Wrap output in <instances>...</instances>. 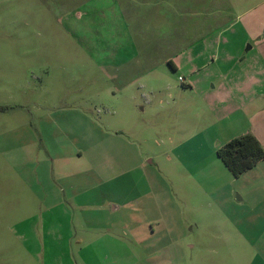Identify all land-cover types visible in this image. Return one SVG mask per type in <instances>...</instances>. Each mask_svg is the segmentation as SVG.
Segmentation results:
<instances>
[{
  "label": "rangeland",
  "instance_id": "rangeland-1",
  "mask_svg": "<svg viewBox=\"0 0 264 264\" xmlns=\"http://www.w3.org/2000/svg\"><path fill=\"white\" fill-rule=\"evenodd\" d=\"M204 1L216 17L206 16L200 0H177L175 10L164 5L170 17L164 12L156 19L155 9L142 7L134 35L145 46L144 64L106 67L91 55L96 38L105 36L89 20L75 23V0H0V264H264V175L256 171L257 177L250 173L229 182L212 160L188 155L196 129L184 113L174 125L176 111L192 105L203 118L210 113L190 84L180 81L188 83L193 70L190 45L210 26L224 28L221 40L236 46L204 50L206 60L221 59L207 73L224 72L232 56L255 54L247 52L257 42L249 35L264 32V0ZM65 18L71 25L66 28L60 26ZM18 128L24 142L14 145L11 135ZM88 146L86 158L98 161L99 189L72 201L74 194L62 190L61 198L72 202L67 215L43 220L53 180L44 167L53 168L57 154ZM126 149L131 167L140 163L139 155L146 167L126 176L105 173L125 158ZM204 165L220 173L216 182L212 173L201 179L192 171ZM22 171L32 173L29 181ZM141 193H147V212L141 207L130 216L126 210L113 215L109 205ZM156 197L163 220H152ZM31 216L36 220H25ZM128 220L140 221L124 228ZM123 243L131 253L124 247L120 252Z\"/></svg>",
  "mask_w": 264,
  "mask_h": 264
},
{
  "label": "crops",
  "instance_id": "crops-1",
  "mask_svg": "<svg viewBox=\"0 0 264 264\" xmlns=\"http://www.w3.org/2000/svg\"><path fill=\"white\" fill-rule=\"evenodd\" d=\"M75 1L79 12L75 23H82L89 20L93 24V31L105 36L103 39L96 38L98 43H94L95 45L92 44L91 55L94 62L100 66L106 67L127 65L132 61H135V64L138 63V61L139 64H144V60H146L147 57L143 56L140 48H145V46L143 44L139 46L134 35L136 32H139V30H136V26L139 24V17L145 14V9L143 8L155 9V19L164 15V12L170 17L167 11H163L164 5H167L170 10L178 8L177 0L175 3L171 1V3L167 4H163L162 0H149L148 2L146 0ZM200 1L203 5L202 8L207 11V17L217 16L215 13H209L208 11H211L210 9L206 10L208 6H205L204 0ZM192 14L193 17L196 16L195 12H192ZM66 18L60 20L61 27L66 28V26H71L67 23L68 20ZM223 30L224 28L216 30L210 26L203 28L202 31L206 33L205 37L198 38L190 45V62L193 65V70L190 73V80L188 83L186 79H184L185 85L190 84L192 91L199 95L201 101L209 109L210 113H206L203 118L201 114H197L199 108L196 107V105H192L190 108L182 109L179 112L176 111L177 116L175 115L176 119L174 125L177 124L179 118H182L181 116L184 113L183 117L189 124L191 122L193 128L196 129L190 137V149L187 150L188 155L190 158L197 157L200 161L212 160L213 164L217 167L216 170L222 174L223 178L230 182L239 177H234L218 158V149L231 140L246 134L254 135L264 147V32L262 34V32L255 31L254 36L249 35L250 40L253 37L257 39V42L249 46L247 52H254L255 54L251 56L248 54L242 56L240 54L236 57L237 59H235V56H232L231 59L228 57L230 61L228 69L224 72H218L216 70L214 73H207L205 71L211 67L214 68L216 63H219L221 59L218 55H211V59L206 60V54L208 52L204 50L208 48L211 49L210 46L216 44V49H233L236 47L229 41L224 39L221 40V35L226 31ZM105 39H107V42H110V45H108ZM101 40L105 41V44H99ZM212 40L213 42H211ZM99 45H101V47ZM82 46H84V44ZM168 62L172 64L174 71L179 69V65L173 60ZM167 90L170 89L168 88ZM178 114H180V116ZM23 128L24 127H22V129ZM23 131L27 132L25 128ZM11 141L14 145H19V143L22 144L24 142L19 128L16 133H12ZM122 145L126 146V148L128 146L125 142H123ZM91 151L92 147L88 146L86 148H78L76 151H68L65 154L62 152V154H57L51 159L53 168H49L48 170L46 164L44 171L46 173L48 172V175L51 173L53 180L51 181L49 179L51 191L48 192L46 197V209L43 212V220H62L61 214L66 216L67 210L70 208V203H72L69 201L77 200L78 197L81 198L82 193L92 194L99 189L98 178H94V173L98 174V161L86 158L87 154L91 153ZM123 156H125L123 160L110 164L107 168L105 167L103 171H105V173L110 171L116 176H126L136 168L144 169L146 167V161L141 155L138 156L140 163L137 166L133 165V167H131V153L128 149L123 151ZM13 157L17 161L20 160L19 155H14ZM47 161L49 164L50 159ZM115 161L111 160L112 163ZM67 168H69L68 171H71L69 174L65 172ZM192 171L197 173L201 179L203 177H205V179L206 177L211 179L210 173H212L214 176L213 181L215 182L216 175H220V173H213L211 169L205 165L202 166V168L199 166ZM256 171L264 175V161L260 162L255 168L245 172L240 177L250 173V175L257 177ZM23 175L26 177V180L29 181V177L32 176V173L30 174V172L24 171ZM206 181L212 183V181ZM258 181L259 180H255L254 183ZM261 181L264 182V178ZM257 187L260 188V184H257ZM67 188L75 196L70 200L61 198L60 192L67 191ZM133 190L134 188L130 187L127 192L132 193ZM150 192L156 194V190L153 187H151ZM146 195L147 193L138 195L133 194V197L130 198L129 201L123 204L109 205V207L112 209L113 215L121 210H126L125 217L130 216L128 211L131 209L141 212L142 207L143 212H147L150 208L146 209L147 206H144V202L142 201L147 197ZM155 203L156 206L154 209L156 210V215L152 220H163L166 218V213L160 206L157 197ZM227 219L241 220L239 217H229ZM25 220H36V216H31L30 219L27 218ZM63 220H65V217ZM138 221L140 220H128L123 224L125 226L123 227L126 228L130 222L134 223ZM142 225L145 227L146 223ZM236 231H238L235 234L238 239H243L242 234L237 228ZM123 247L127 253H131L130 247L125 243H123L122 247L118 245L120 252L124 251ZM84 250L85 248L81 249V251ZM256 254L258 255L259 253L256 251Z\"/></svg>",
  "mask_w": 264,
  "mask_h": 264
},
{
  "label": "trees",
  "instance_id": "trees-1",
  "mask_svg": "<svg viewBox=\"0 0 264 264\" xmlns=\"http://www.w3.org/2000/svg\"><path fill=\"white\" fill-rule=\"evenodd\" d=\"M169 65L173 69L172 64ZM217 156L232 175L238 178L264 161V147L254 135L246 134L220 147Z\"/></svg>",
  "mask_w": 264,
  "mask_h": 264
},
{
  "label": "built area",
  "instance_id": "built-area-1",
  "mask_svg": "<svg viewBox=\"0 0 264 264\" xmlns=\"http://www.w3.org/2000/svg\"><path fill=\"white\" fill-rule=\"evenodd\" d=\"M180 81H181V83H182V84H184V83H185V80H184V78H180Z\"/></svg>",
  "mask_w": 264,
  "mask_h": 264
}]
</instances>
